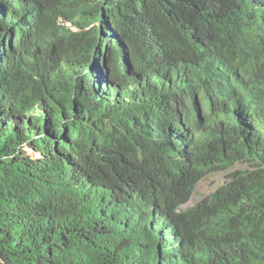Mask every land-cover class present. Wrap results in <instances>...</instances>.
<instances>
[{"label":"trees","instance_id":"1","mask_svg":"<svg viewBox=\"0 0 264 264\" xmlns=\"http://www.w3.org/2000/svg\"><path fill=\"white\" fill-rule=\"evenodd\" d=\"M11 1L2 7L14 19L0 21V53L10 64L0 70V264H264L262 145L229 126L213 129L224 115L208 117L204 134L212 136L194 145L186 182L165 167L181 173V160L149 136L150 128L163 136L197 122L195 107L172 110L174 99L158 92L204 54L212 63L224 49L234 72L215 62L221 78L203 80L202 96L240 93L248 78L249 88L264 86V39L253 30L264 33L255 17L264 12L250 25L239 0H58V11ZM98 62L113 88L94 77ZM207 153L217 171L246 167L202 201L212 224L201 203L180 208L208 169ZM150 208L179 233L173 249L146 238ZM188 249L196 257L186 258Z\"/></svg>","mask_w":264,"mask_h":264},{"label":"clouds","instance_id":"2","mask_svg":"<svg viewBox=\"0 0 264 264\" xmlns=\"http://www.w3.org/2000/svg\"><path fill=\"white\" fill-rule=\"evenodd\" d=\"M239 0L238 4L240 9L242 10L244 17H248V21L243 22L245 24H250V19L253 17L255 11L264 12V0ZM14 1L11 0H3L0 5V21L7 22L6 20L14 19V15L11 14L10 11L4 10L2 6H10L13 4ZM34 3L37 5L38 8L41 9H48L49 7L54 9L58 0H34ZM58 11V9H54ZM255 17L259 18L262 23H257V27L261 25L264 26V17L261 15H255ZM57 23L61 27H65L66 29L72 32H78L76 26H74L71 22L64 21L61 17H57ZM251 25V24H250ZM92 26V25H91ZM90 26V27H91ZM252 27V26H251ZM253 28V27H252ZM254 32L257 37L264 39V33L258 32L254 29ZM212 54V53H211ZM209 54V55H211ZM4 53H0V70L6 71L9 68L10 64L7 61L5 64L4 62ZM208 55V54H207ZM206 56L204 54L202 56L198 65L193 67L192 64H187L188 68L183 71V74H178L177 77H174L173 80L175 82H171L170 80L165 83L166 88L168 90L158 92L163 98H172L174 102L170 104V108L172 110L177 111L179 107L187 106L189 109L193 110L194 107L196 108V119L197 122H190L188 120H184L182 124L184 131L179 130L175 126L169 127V132L167 135L160 136L157 134L154 128H150V139L162 145H165L167 149L172 154V158H176V160H181L182 172L181 173H174L170 171L167 165H165L166 169L172 173L173 175L182 174L184 178H186V182L190 181L188 179L187 172L192 169L193 166V159H194V145H201L202 143H208L211 134H204V120L208 117H211L215 114L224 115V119H220L214 126L213 129H216L218 126L226 127L229 126L232 130H234L241 140L245 143L259 145L261 144L262 148H264V86H259L255 89L249 88V83L253 81L251 79H246V86L244 88L241 87L240 93L235 90H228L227 95L220 99L217 95H212L211 97H204L197 92L200 83L203 80L208 79V77L216 76L221 78V74L219 72H213L215 70V62H221L225 65L227 72L231 75L234 72L232 63L226 62L222 57L228 56L227 52L223 49L222 56H218L212 60V63L208 62V60L204 61L203 58ZM3 57V58H2ZM95 70L99 72L98 74H94V77L102 78L106 81V87L113 88L109 86V79L108 75H103L100 67V63L96 64ZM190 70L194 71L196 76L193 77L190 74ZM217 71V70H216ZM198 76V77H197ZM242 77H245V72L242 71ZM199 77L201 82H199ZM150 86V81L145 82ZM101 87V85H100ZM209 91L204 90V95H207ZM180 98V101H177ZM194 111V110H193ZM260 120V124H257L256 121ZM243 126L245 129L241 130L236 127ZM192 130L198 132L196 134ZM154 137H157L160 140H156ZM191 149V150H190ZM205 160L207 162V171L200 173L198 176L199 178L196 179L195 184H192L191 187L188 188V199L185 200V203L180 206L181 209L185 211L187 208H192L198 204H202V208L204 214L209 223H213L216 221L212 216L209 210V207L202 203V201L207 198L211 193L202 196L199 200H194L193 193L196 188L198 182L208 176L209 174L221 173L222 171H217L215 169L217 167V162L212 159L211 155L205 154ZM236 163L242 164L244 163L235 162L232 164V167H235ZM160 165L153 166L156 170H159ZM231 167V168H232ZM246 168V167H245ZM230 170V168L228 169ZM224 184V183H223ZM222 184V185H223ZM220 187V186H219ZM191 198L193 201L191 202ZM163 205V204H162ZM151 210H146L147 217H145L144 221V234L146 238L151 241H154V245L160 246L165 244H170L167 246L168 249H173L177 244L175 243L177 240L182 241L179 233L170 223V221L162 216L161 212L156 211L154 208H150ZM239 215H232L229 214L228 217H237ZM251 232V231H250ZM250 232L247 235H250ZM192 244L195 248L200 249V247L194 244L192 241L188 242ZM191 255L196 257L197 252L188 249L186 252L187 255Z\"/></svg>","mask_w":264,"mask_h":264},{"label":"rangeland","instance_id":"3","mask_svg":"<svg viewBox=\"0 0 264 264\" xmlns=\"http://www.w3.org/2000/svg\"><path fill=\"white\" fill-rule=\"evenodd\" d=\"M27 155H29L32 158L38 157L36 153H33L29 148H24ZM235 167L230 168L228 171H222L221 173H215L212 175L205 176L202 178L198 184L196 185V188L193 193L194 200H199L202 196H205L212 191H214L217 187L221 186L223 183L226 182L228 174L232 172L233 170H242L245 168V165L242 166V164L234 165ZM193 201V198H191V202Z\"/></svg>","mask_w":264,"mask_h":264}]
</instances>
